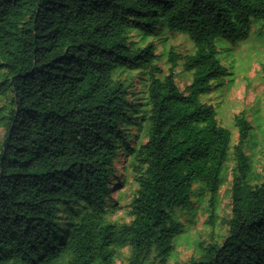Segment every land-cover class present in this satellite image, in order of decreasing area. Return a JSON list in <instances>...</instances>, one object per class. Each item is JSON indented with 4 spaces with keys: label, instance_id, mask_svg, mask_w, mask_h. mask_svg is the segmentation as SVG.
<instances>
[{
    "label": "trees",
    "instance_id": "obj_1",
    "mask_svg": "<svg viewBox=\"0 0 264 264\" xmlns=\"http://www.w3.org/2000/svg\"><path fill=\"white\" fill-rule=\"evenodd\" d=\"M255 20L264 24V0H0V98L11 97L0 106V264H116L126 246L127 264L152 253L168 264L183 232L176 210L197 183L214 223L232 131L202 95L229 73L217 39L246 40ZM163 24L196 46L172 51L164 76L152 42H129ZM179 59L192 74L183 90ZM146 68L144 100L131 101L128 73ZM141 119L147 140L132 147ZM236 123L227 234L185 264H264V175L251 182L252 124L244 112ZM122 147L138 188L132 219L118 224L107 214Z\"/></svg>",
    "mask_w": 264,
    "mask_h": 264
},
{
    "label": "rangeland",
    "instance_id": "obj_2",
    "mask_svg": "<svg viewBox=\"0 0 264 264\" xmlns=\"http://www.w3.org/2000/svg\"><path fill=\"white\" fill-rule=\"evenodd\" d=\"M129 42L133 48L146 46L152 42L157 54L156 63L162 69V76L169 73L171 67L170 55L193 54L196 51L194 42L185 33L171 31L166 24L154 36H147L143 32L132 30L129 32ZM218 56L228 68V75L223 84L215 82L209 93L202 95L204 102L211 103L217 111L219 122L232 131V142L229 160L223 171V185L219 191V202L216 209V221H210L209 195L197 183L192 204L189 208H178L175 217L183 224V232L175 239V249L168 264H185L192 259L199 258L203 253V245L211 241H223L228 231V220L232 211V179L236 166L234 146L239 141V128L236 116L246 113L252 124L250 135L245 144V151L252 164V183L261 181L264 175V76L261 64L264 62V24L255 20L252 30L246 40L232 42L226 38L217 39ZM184 60L179 59L176 68V82L183 90L192 80V74L183 67ZM149 68L129 72L131 79L129 87L130 100H144L148 86ZM124 75V74H123ZM11 97L0 98V106L8 107ZM139 113L138 118H142ZM143 119L131 126L135 134L129 143L137 146L147 140ZM6 134V125L0 121V146ZM132 155L127 149H120L115 163L116 176L113 178V194L109 206L107 219L118 224L128 223L131 202L136 194L138 184L130 168ZM131 255V247L118 249L116 264H127ZM154 253L148 255L143 264H155Z\"/></svg>",
    "mask_w": 264,
    "mask_h": 264
}]
</instances>
